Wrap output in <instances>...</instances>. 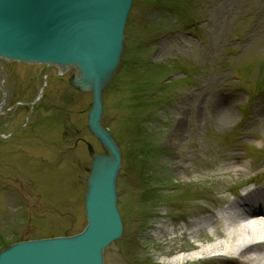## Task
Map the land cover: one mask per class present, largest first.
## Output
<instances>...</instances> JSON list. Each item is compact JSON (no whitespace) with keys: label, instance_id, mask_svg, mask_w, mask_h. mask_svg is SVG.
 <instances>
[{"label":"rangeland","instance_id":"1","mask_svg":"<svg viewBox=\"0 0 264 264\" xmlns=\"http://www.w3.org/2000/svg\"><path fill=\"white\" fill-rule=\"evenodd\" d=\"M38 65L0 61L12 108L0 116V130H12L0 140V249L79 232L87 149L104 152L86 127L90 93L67 83L72 69L44 76L38 67L55 68ZM234 82H248L251 93L264 85V0H131L117 68L100 92L101 119L121 155L116 206L122 233L103 249V264L219 263L208 248L222 238L210 235V223L187 218L197 219V207L211 205L206 188L238 180L229 170L246 167L249 146L264 158V142L256 141L264 137V95L238 90L230 102ZM42 83L32 111L14 109L18 101L29 105ZM26 117L27 129H15ZM233 150L239 154L223 153ZM263 196L259 191L252 202ZM158 224L169 231L156 233ZM201 224L208 233H200ZM166 248L170 253L161 254ZM201 249L210 258L170 263Z\"/></svg>","mask_w":264,"mask_h":264},{"label":"water","instance_id":"2","mask_svg":"<svg viewBox=\"0 0 264 264\" xmlns=\"http://www.w3.org/2000/svg\"><path fill=\"white\" fill-rule=\"evenodd\" d=\"M130 0H0V54L73 64L76 86L92 92L87 126L106 154L91 152L83 231L14 242L0 250V264H101L100 250L120 233L114 180L119 150L99 123V92L121 50Z\"/></svg>","mask_w":264,"mask_h":264},{"label":"bare ground","instance_id":"3","mask_svg":"<svg viewBox=\"0 0 264 264\" xmlns=\"http://www.w3.org/2000/svg\"><path fill=\"white\" fill-rule=\"evenodd\" d=\"M73 72L75 79L80 81L82 77L80 69L75 66L73 68ZM217 107L218 108H214V112L216 115H219L220 111H222V106L217 105ZM223 153L227 156L239 154L238 151L234 150ZM260 163H264L263 158L258 161L256 165ZM183 164H185V162ZM215 164L218 165L217 163ZM246 164V167H244L243 164H239V166L232 167L229 170L230 174L234 176V179L238 178L237 181L230 182L231 184L228 183L229 185H227L226 183L222 189L220 186L213 189L206 188L205 193L207 195L211 193L212 195L210 196L211 198H208L209 200L207 199L208 203L211 202V205L203 204L197 207V209L193 212L194 215H198L197 219L194 218L196 216H193L191 219L187 218V220L191 223L194 221H197V223H211V232L213 234L210 235H212L213 237L219 236L222 238L221 240L210 244L208 248V250H215V254H212L213 257L211 258L216 257L219 261L218 264H264V213L258 212L256 214L253 213L252 215L243 217L246 213L255 210L252 208L253 203H255V201L252 202L253 197L255 194H258L260 189H262L261 191L264 192V187H260V189H258L259 187H257L247 191L246 193H243L241 196L237 197V201L236 199H233L231 201L229 198V195L231 193H234L236 185L244 178H246L245 174L249 171L250 168L247 161ZM210 165H212L213 167L212 163ZM262 166L264 167V164H262ZM185 167L186 166L184 165V169ZM216 180L219 182V179ZM201 211L210 212V214H206L205 217H203L200 214ZM222 219H225L226 221L225 228ZM240 220H243L244 223H239ZM156 227V233L159 231V229L163 228L164 230H166V232L169 231L167 227H162L159 224ZM198 229H200V233L207 232L203 229V224L198 226ZM205 252L206 249H201L197 252L198 254H186L184 256L178 257L170 263L184 260H199L204 257L210 258L211 255H205ZM169 253V248L163 249L161 251V254L163 255H168ZM226 256H228V258H224ZM237 259L239 260L238 262H236ZM228 261H233V263H230Z\"/></svg>","mask_w":264,"mask_h":264}]
</instances>
